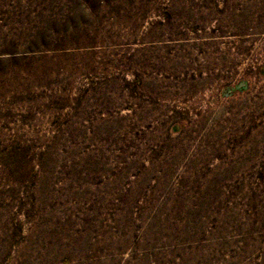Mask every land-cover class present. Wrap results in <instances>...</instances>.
<instances>
[{
	"label": "rangeland",
	"instance_id": "obj_1",
	"mask_svg": "<svg viewBox=\"0 0 264 264\" xmlns=\"http://www.w3.org/2000/svg\"><path fill=\"white\" fill-rule=\"evenodd\" d=\"M0 264H264V0H0Z\"/></svg>",
	"mask_w": 264,
	"mask_h": 264
}]
</instances>
